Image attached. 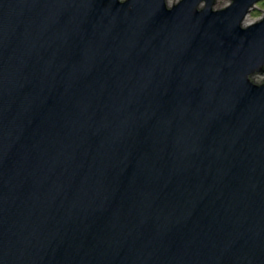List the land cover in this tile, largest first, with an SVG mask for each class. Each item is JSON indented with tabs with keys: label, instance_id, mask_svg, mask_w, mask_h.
<instances>
[{
	"label": "water",
	"instance_id": "water-1",
	"mask_svg": "<svg viewBox=\"0 0 264 264\" xmlns=\"http://www.w3.org/2000/svg\"><path fill=\"white\" fill-rule=\"evenodd\" d=\"M258 1L0 0V264H264Z\"/></svg>",
	"mask_w": 264,
	"mask_h": 264
},
{
	"label": "rangeland",
	"instance_id": "rangeland-1",
	"mask_svg": "<svg viewBox=\"0 0 264 264\" xmlns=\"http://www.w3.org/2000/svg\"><path fill=\"white\" fill-rule=\"evenodd\" d=\"M179 0H167V4L169 7H171L173 4L178 2ZM232 0H215L214 9H220L228 6L231 3ZM203 6V3L201 4ZM264 15V0H260L256 3V5L250 10L248 16L243 21V26H247L248 24H245L246 20H252L253 22L259 20ZM252 22V23H253ZM252 79L256 83H261L264 79V73H258L252 76Z\"/></svg>",
	"mask_w": 264,
	"mask_h": 264
},
{
	"label": "bare ground",
	"instance_id": "bare-ground-1",
	"mask_svg": "<svg viewBox=\"0 0 264 264\" xmlns=\"http://www.w3.org/2000/svg\"><path fill=\"white\" fill-rule=\"evenodd\" d=\"M252 22H253L252 20H251V21H250V20H249V21L246 20V21H245V24H250V23H252Z\"/></svg>",
	"mask_w": 264,
	"mask_h": 264
}]
</instances>
